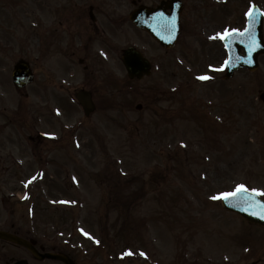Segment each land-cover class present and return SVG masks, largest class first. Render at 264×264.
I'll return each instance as SVG.
<instances>
[{
	"label": "rangeland",
	"instance_id": "1",
	"mask_svg": "<svg viewBox=\"0 0 264 264\" xmlns=\"http://www.w3.org/2000/svg\"><path fill=\"white\" fill-rule=\"evenodd\" d=\"M238 1L243 11L247 2ZM52 3L0 0V105L10 106L5 120L12 121L17 116L11 120L10 110L22 103L19 121L26 124L25 133L29 123L36 125L35 113L41 106L45 116L40 115L38 129L81 140L71 146L69 156L70 163L79 168L73 172L77 185L71 187L66 175L58 173L52 182L59 183L58 189L52 186L57 191L50 193L56 198L71 191L73 207L56 210L50 205L44 210L45 215L55 214L59 222L63 233L59 242H66L71 233L70 241L78 250L73 254L76 263L264 264V241L258 245L253 242L257 239L250 240L264 232L227 212L221 199H213L238 184L264 190V102L259 98L264 91V56L256 72L242 68L225 81L222 71L205 69L206 63L222 66L226 58L223 48L211 46L208 52L202 48L209 59L191 60L195 68L186 60L195 53L179 61L199 74L180 76L182 89H177L176 78L163 83L159 75L129 82L121 62L126 47L137 46L159 65L180 56V49L166 54L137 29L129 20L131 0H105L111 14H99L95 33L90 28L80 32L74 15H63L61 1ZM188 3L192 7L194 0ZM199 5L207 14L215 12L206 1ZM88 18L82 17L80 23L89 25ZM219 20L215 22L217 33L229 29L224 27L228 22L242 25V17L235 13ZM80 33L93 39L90 59L85 55L89 49H78L75 36L81 37ZM101 54L106 56L104 62ZM20 58L29 60L36 74V83L22 94L14 87L11 74ZM79 58L85 59L84 64ZM85 65L94 67L95 74L101 70L100 76L119 72L116 80L122 88L121 93L119 88L113 90L116 101L110 107L99 102L88 121L75 95L67 96L63 86L69 85L67 90L72 92L84 86L98 87L102 79L90 78V71L83 70ZM47 73L52 81L43 85ZM203 73L209 78L197 81ZM105 90L113 92L106 84ZM99 96L96 93L95 98ZM137 103L143 105L141 111ZM195 107L201 110L197 115ZM49 108L54 112L52 118H48ZM58 214L64 218L62 223ZM56 230L48 229L49 233ZM223 241L226 247L218 245Z\"/></svg>",
	"mask_w": 264,
	"mask_h": 264
},
{
	"label": "water",
	"instance_id": "2",
	"mask_svg": "<svg viewBox=\"0 0 264 264\" xmlns=\"http://www.w3.org/2000/svg\"><path fill=\"white\" fill-rule=\"evenodd\" d=\"M150 18L151 17L149 16V13H147V10H145L143 8L142 9V18L140 21H137L138 22L137 24L141 27H146L145 19L150 20ZM157 38L163 44L168 43V42H166L167 40L163 39L161 36H158ZM262 51H264V49H262V47L254 50V52L252 53L253 62L254 61L256 62L257 55ZM130 54H134L133 56L137 57V59L142 63V64H140L142 67L140 65H139V67L141 68V70L143 69L144 71L147 72V70H145V69H148L147 60L142 61L143 59L139 55H137L138 53H136L134 51L128 52L127 56H129ZM125 63L127 65V68L129 70L130 75L133 76L134 74L140 73V72H138L139 68L135 67L134 64H132V62L130 63L129 59H126ZM15 77H16V80L19 84L26 83L27 81L30 80V77L28 75V72L26 70L25 65H19L17 67ZM256 204H258L259 206H257ZM225 205L230 209H234V210L238 211L240 214L244 215L250 221L264 225V219H262L264 217V207H262V206H264V205L261 202H257L255 200H242L241 197H232L231 199L226 200ZM1 236L16 240L18 242H21V243L27 245V243L25 241H22L16 237L8 235V234L3 233V234H1ZM56 257L61 258L64 261L68 262V260L65 257H62V256H56Z\"/></svg>",
	"mask_w": 264,
	"mask_h": 264
},
{
	"label": "snow or ice",
	"instance_id": "3",
	"mask_svg": "<svg viewBox=\"0 0 264 264\" xmlns=\"http://www.w3.org/2000/svg\"><path fill=\"white\" fill-rule=\"evenodd\" d=\"M254 5L253 7H251L249 9V12L247 13L248 16H251L252 13H253V10H254ZM249 32V29H244L243 32H241V30L239 29H225L222 33H217L216 36L222 40L224 39H230L232 36L234 35H237V36H240V35H247ZM226 47H230L231 44H227L225 45ZM229 61H225V64H227ZM251 62V61H249ZM201 79H208L209 77L207 76H202L200 77ZM255 193V194H258V195H264V190H261V189H256V188H252V189H248L246 187V185L244 184H238L236 187H235V190L234 191H231V192H224V193H220L218 196L216 197H213V199H225L227 200L228 198L230 197H236V196H239L241 195L242 193L243 194H247V193ZM264 207V206H262Z\"/></svg>",
	"mask_w": 264,
	"mask_h": 264
},
{
	"label": "flooded vegetation",
	"instance_id": "4",
	"mask_svg": "<svg viewBox=\"0 0 264 264\" xmlns=\"http://www.w3.org/2000/svg\"><path fill=\"white\" fill-rule=\"evenodd\" d=\"M10 170H12L11 162L7 158L0 157V176H7ZM9 262L8 257L4 253H0V264H9ZM34 262L35 264H41L37 261Z\"/></svg>",
	"mask_w": 264,
	"mask_h": 264
}]
</instances>
